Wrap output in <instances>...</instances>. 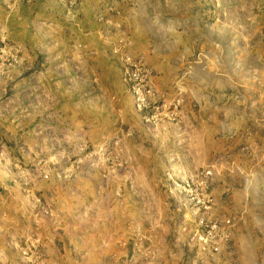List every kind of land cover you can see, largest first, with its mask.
Segmentation results:
<instances>
[{"label": "rangeland", "instance_id": "1", "mask_svg": "<svg viewBox=\"0 0 264 264\" xmlns=\"http://www.w3.org/2000/svg\"><path fill=\"white\" fill-rule=\"evenodd\" d=\"M123 4L0 0V264H264V0Z\"/></svg>", "mask_w": 264, "mask_h": 264}, {"label": "crops", "instance_id": "2", "mask_svg": "<svg viewBox=\"0 0 264 264\" xmlns=\"http://www.w3.org/2000/svg\"><path fill=\"white\" fill-rule=\"evenodd\" d=\"M124 2L125 0H28L30 5L27 7L26 10L28 11L26 12H32V15H29L32 17L34 14L38 15L39 12L41 13V8L43 7L49 10L48 16L52 17L63 28L76 31L77 27H83L85 31L88 27L92 30L93 26H95L94 17L97 13L112 19L113 15L110 14L112 11L107 9V7L112 5L118 11L124 5ZM36 7L40 10H37ZM86 35L91 36L92 34L88 30ZM262 59L264 60V56Z\"/></svg>", "mask_w": 264, "mask_h": 264}, {"label": "built area", "instance_id": "3", "mask_svg": "<svg viewBox=\"0 0 264 264\" xmlns=\"http://www.w3.org/2000/svg\"><path fill=\"white\" fill-rule=\"evenodd\" d=\"M212 229H215V226H213V227H212ZM200 240H201V241H203V239H202V238H200ZM204 242H205V241H204Z\"/></svg>", "mask_w": 264, "mask_h": 264}]
</instances>
